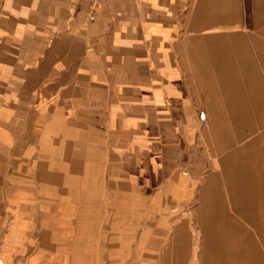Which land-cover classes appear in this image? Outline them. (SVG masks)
Masks as SVG:
<instances>
[{
    "label": "crops",
    "instance_id": "0c3cea01",
    "mask_svg": "<svg viewBox=\"0 0 264 264\" xmlns=\"http://www.w3.org/2000/svg\"><path fill=\"white\" fill-rule=\"evenodd\" d=\"M110 198L165 264L192 220L201 264H264V0H0V264H95Z\"/></svg>",
    "mask_w": 264,
    "mask_h": 264
},
{
    "label": "rangeland",
    "instance_id": "374dc122",
    "mask_svg": "<svg viewBox=\"0 0 264 264\" xmlns=\"http://www.w3.org/2000/svg\"><path fill=\"white\" fill-rule=\"evenodd\" d=\"M127 199L128 198H110V200L114 201L113 204L106 199L104 204L92 205L90 207V212H94L92 217H96L98 213L100 216L99 220L92 222L94 223L95 230L91 232V234L94 235L88 238L90 247L89 260L95 264H165L164 260L166 261V255L162 252V249L166 247L167 242L163 243L161 246V237L154 235L152 237H148V242H153L155 250L153 252L149 251L148 253H145L146 238L144 236V232L146 222L142 216L145 213L146 206L138 202V204L136 203L133 205H128L127 203L125 204ZM118 200H120L121 203H119ZM157 207L158 206L155 205L153 206V211L155 212L154 214H158L156 213ZM113 215L115 218L114 220H112ZM128 215H136L137 218V236L135 240L138 250L136 251H133L134 246L130 251V231L128 230V220H125ZM119 217L121 218L120 220H118ZM141 217L142 219H140ZM147 223L149 226L151 224L154 230L161 224L160 221L156 220L153 222L148 221ZM189 227L192 229V233L194 235L193 248L196 251L193 253V260L196 261V264H198V262L201 264L204 259V245L203 238L197 235L199 228L198 222L193 220L190 221ZM80 243L81 242L79 240V244Z\"/></svg>",
    "mask_w": 264,
    "mask_h": 264
},
{
    "label": "built area",
    "instance_id": "2783aa9c",
    "mask_svg": "<svg viewBox=\"0 0 264 264\" xmlns=\"http://www.w3.org/2000/svg\"><path fill=\"white\" fill-rule=\"evenodd\" d=\"M89 9V16H88V20L90 22L95 20V9H96V3H92L89 5L88 7Z\"/></svg>",
    "mask_w": 264,
    "mask_h": 264
}]
</instances>
